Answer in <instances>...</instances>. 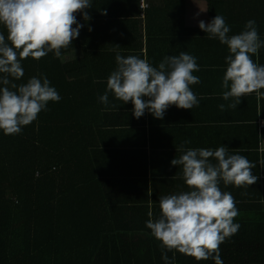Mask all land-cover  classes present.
Segmentation results:
<instances>
[{
	"label": "trees",
	"instance_id": "obj_1",
	"mask_svg": "<svg viewBox=\"0 0 264 264\" xmlns=\"http://www.w3.org/2000/svg\"><path fill=\"white\" fill-rule=\"evenodd\" d=\"M111 1L90 0L87 21L75 14L83 27L60 57H28L21 60L23 77H9L20 85L42 74L61 99L49 101L19 134L0 130V264H165L146 221L160 215V197L185 191L184 180L171 178L179 173L169 169L163 148L145 149L127 112L116 114L122 101L112 92L107 104L99 100L117 67L116 52L127 57L129 48L113 39L117 29L108 46L98 37L100 19L112 17L104 11ZM0 33L7 41L3 25ZM259 182L233 185V222L240 227L219 246L223 264H264ZM166 254L175 255L174 264H215Z\"/></svg>",
	"mask_w": 264,
	"mask_h": 264
},
{
	"label": "clouds",
	"instance_id": "obj_2",
	"mask_svg": "<svg viewBox=\"0 0 264 264\" xmlns=\"http://www.w3.org/2000/svg\"><path fill=\"white\" fill-rule=\"evenodd\" d=\"M90 7V0H0V25L7 30V41L0 33V74H3L0 75L3 85L0 87V130L4 134H19L23 126L47 110L49 101L61 99L42 74L20 85L9 77L16 80L23 77L21 60L28 57L39 60L49 52L60 57L61 49L71 45L83 27L75 14L80 13L87 21L90 16L85 9ZM198 27L208 39H218L227 46L229 55L225 57L227 67L221 86L227 89L222 92V98L234 100L228 107L236 108L246 94L264 89V65L251 58L264 47L255 21H247L244 30L234 35H229L230 27L221 15H215L207 23L199 20ZM115 60L117 67L107 78L100 102L107 104L108 92H112L123 103L132 102L135 118L147 110L158 119L163 118L171 105L191 109L199 104L189 87L200 83V78L193 75L200 70L195 56L183 51L178 56H165L158 67L137 56H122L118 51ZM218 107L225 109L224 104ZM187 143L186 140L176 148L181 155L170 164L181 166V172L171 178L183 179L189 190L160 197V215L147 220L146 227L161 242L165 264H174L175 255L169 260L166 254L173 250L197 261L211 258L215 264H223L219 246L237 233L240 225L233 222L238 215L234 197L222 192L219 184L221 181L226 186L237 187L255 184L258 179L252 171L255 164L245 156L229 154L223 145L213 150L185 148Z\"/></svg>",
	"mask_w": 264,
	"mask_h": 264
},
{
	"label": "crops",
	"instance_id": "obj_3",
	"mask_svg": "<svg viewBox=\"0 0 264 264\" xmlns=\"http://www.w3.org/2000/svg\"><path fill=\"white\" fill-rule=\"evenodd\" d=\"M106 6L104 11L112 17L100 19L102 31L98 37L107 42V46L117 29L113 39L129 46L124 50L127 56L146 59L158 67L165 56H178L183 51L195 56L200 68L193 72L200 83L189 86L199 100L191 109L171 105L162 119L153 117L147 110L140 118H135L132 102H120L116 114L119 111L128 113L131 128L144 134L145 149L153 150V145L163 148L161 150L169 156V169L180 173L181 166L171 165L170 161L179 158L181 152L176 148L184 141H189L185 148L215 150L223 145L229 154L245 156L255 164L252 171L260 181L258 186H262L264 89L246 94L236 108L228 107L234 100L222 98V92L227 89L221 86L227 67L225 57L229 55L227 46L218 39H208L198 27V21L207 23L215 15H221L230 27L229 35H234L244 30L247 21L253 20L259 38L264 40V0H128L126 6L113 0ZM251 58L264 65V47ZM220 104L225 105L223 111L218 107ZM183 184L185 191L189 190ZM219 187L222 192L229 193L234 189L233 185L226 186L223 182Z\"/></svg>",
	"mask_w": 264,
	"mask_h": 264
}]
</instances>
